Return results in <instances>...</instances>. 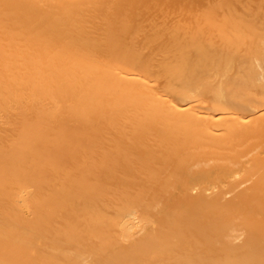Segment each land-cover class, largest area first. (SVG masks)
I'll list each match as a JSON object with an SVG mask.
<instances>
[{
	"label": "bare ground",
	"instance_id": "bare-ground-1",
	"mask_svg": "<svg viewBox=\"0 0 264 264\" xmlns=\"http://www.w3.org/2000/svg\"><path fill=\"white\" fill-rule=\"evenodd\" d=\"M0 264H264V0H0Z\"/></svg>",
	"mask_w": 264,
	"mask_h": 264
}]
</instances>
